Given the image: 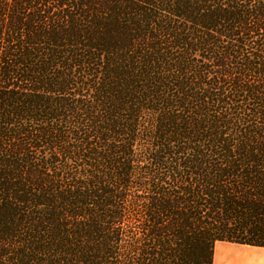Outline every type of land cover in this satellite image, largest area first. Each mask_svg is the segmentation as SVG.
Masks as SVG:
<instances>
[{"label":"trees","instance_id":"1","mask_svg":"<svg viewBox=\"0 0 264 264\" xmlns=\"http://www.w3.org/2000/svg\"><path fill=\"white\" fill-rule=\"evenodd\" d=\"M264 248V0H0V264H214Z\"/></svg>","mask_w":264,"mask_h":264},{"label":"crops","instance_id":"2","mask_svg":"<svg viewBox=\"0 0 264 264\" xmlns=\"http://www.w3.org/2000/svg\"><path fill=\"white\" fill-rule=\"evenodd\" d=\"M214 264H264V248L230 243H219Z\"/></svg>","mask_w":264,"mask_h":264}]
</instances>
